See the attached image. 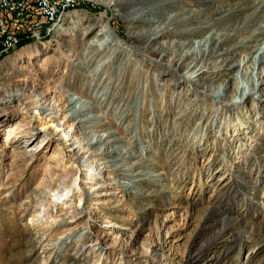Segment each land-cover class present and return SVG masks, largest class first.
Masks as SVG:
<instances>
[{"label": "rangeland", "instance_id": "obj_1", "mask_svg": "<svg viewBox=\"0 0 264 264\" xmlns=\"http://www.w3.org/2000/svg\"><path fill=\"white\" fill-rule=\"evenodd\" d=\"M76 2L49 33L41 29L42 39H26L28 44L0 58L7 59L0 64V264H264V181L234 180L217 149L220 134L240 116L238 111L229 118L215 115L218 105L212 97L219 98L215 89L224 76L205 83L212 95L207 97L180 81L184 66L175 72L151 60L152 50L141 45L133 49L123 17L110 6ZM155 3L147 5L156 9ZM259 4L178 0L159 6L173 27L197 23L198 18L179 20L175 13L181 9L200 12L199 19L211 22L204 32L166 34L159 40L176 42L181 50L190 40L192 45L204 42L211 29L232 33L240 27L236 34L223 35L219 46L245 43L258 27L264 29ZM223 9L230 14L217 20L216 12ZM68 14L82 19L71 21ZM98 17L101 21L91 32L80 34L81 27ZM106 23L112 27L106 34L109 45L91 58L88 45L101 37L98 32ZM61 26L70 28L58 37ZM257 42L264 46V34ZM160 49L172 63V49ZM27 77L40 91L62 85L46 101L55 114L47 115V110L42 115L10 95L7 90ZM244 77H239L242 82ZM64 93L82 95L99 107L68 118L60 100ZM90 114L97 117L86 124L104 126L84 134L77 129L78 120ZM217 120L220 130L214 127ZM109 132L115 139L105 148L118 147L112 157H122L108 163L104 155H90L83 143Z\"/></svg>", "mask_w": 264, "mask_h": 264}, {"label": "bare ground", "instance_id": "obj_2", "mask_svg": "<svg viewBox=\"0 0 264 264\" xmlns=\"http://www.w3.org/2000/svg\"><path fill=\"white\" fill-rule=\"evenodd\" d=\"M96 1H101L107 7L110 6L114 10V15L117 14L123 17L127 25V33L134 40L132 45L133 49L139 50L137 47H140L141 45L142 47L144 46L145 48L152 50L153 53H151V55H148L151 60L156 63L167 64V67H170L175 72L178 68V65L184 66V71H182L181 74L179 73V79H181L180 81L182 82L185 81L191 84L194 90L200 91L207 97H212L211 91L205 89V83L209 80H212L213 78L224 76L223 82L219 84L215 89V91L217 92L216 95L219 98L214 99L212 97V99L215 100L216 104L218 105V112H216L215 115L223 116L228 114L229 118L235 113V111H238L240 116H238V118L236 116V119L234 120L231 119V125L228 123L229 130H232L230 134H228V128H226V130L220 134L223 135V137L221 136L220 139L216 141L217 149L222 152L223 160L226 166L225 170L228 172L227 174H230V176H232L234 180L244 181V179L248 178L255 180L256 183L264 181V159L259 157L260 153L264 154V106L260 109V103L264 102V46L259 47L257 42L258 37L264 34V29L258 27L256 32L252 34V36H250L249 40H246L245 43L243 41H240V43L232 46L231 48H223L219 45L225 37L236 34L239 31L240 27L233 29L232 33H225V31L222 32L217 29H211V32L207 35L204 42L199 40L195 41L196 44L192 45V40H190L187 43H182L183 49L178 50L175 48V45H177L178 43H167L164 40H159V37L166 34L186 33L187 35H192L193 33L197 34L200 32H204L205 30H207V28L210 27V19H199L202 18V14L200 12H193L192 10L189 11L184 9L178 10L175 15L181 21L190 22V20L198 18L195 25H191L189 26V28L185 29L183 28L184 25L183 27H173L170 17H165L162 11L161 13L158 11L159 6L167 7L171 4H174L178 0ZM150 1H155V6H157L158 8L151 9L150 7H148L147 3ZM126 4L129 7H134L128 12L126 11ZM263 8L264 0H260V4L257 9L261 10ZM216 14L218 15L216 19L221 20L230 13L223 9L218 10ZM146 15H154L157 17V19L148 18ZM68 18L71 21H73L74 19H82L78 14L77 16H70V14H68ZM100 21V17L94 19L93 21H89L87 25L81 27L82 31L80 34H88ZM69 28L70 27L68 26H61L57 30V36H61L64 30H67ZM104 28H106L104 31L101 30V32H98L101 37H96L97 39L92 41L91 44L88 45V55H90L91 58H93L99 52V50H97L99 49V47L109 45L107 42L106 34L107 32H110L112 30V27L110 26V24L106 23ZM98 33H96L95 36H98ZM199 42L202 43L199 45ZM160 47L165 49H172L170 50L172 52V58H170L173 59L172 63L170 60L166 61L164 57L166 53L163 49H160ZM242 48L246 50L244 53H241L240 49ZM27 51L28 49L21 50V52L25 54H27ZM122 52L123 50L119 51L118 49V53ZM118 53H116L113 59L117 57ZM216 56L219 57V59L214 58ZM4 61L6 62L7 59L5 58L1 60L0 64ZM241 75L245 76L243 82L239 78L241 77ZM14 85H16V87L10 88L7 91L10 90V95L13 98L17 97L21 99L24 102L25 106H27V108H38V110H42L41 112H39L42 115L47 110H49V112H47V115L56 113L54 110H51L53 109V107H50V102L48 101L49 103H46V101L49 98L48 93H50L51 91H61L62 85H56L55 89H52L55 85L53 87L47 86L48 88L46 90L40 91L38 89V84L35 83V80L32 77L21 79L20 82ZM67 93H64V97L61 96L60 100L66 103L65 109H67L66 114L69 116L68 118L80 117L81 113L85 111L91 112L98 109L99 107L98 105H94V103L92 104L85 101V99H81L82 95L77 98L74 97L73 94ZM225 94L230 95L229 97H227ZM224 95L225 97H223ZM249 101H251V104L250 108L247 107V110L249 111L246 113L247 110L245 107ZM53 117L55 116L53 115ZM96 117L91 114L90 116H85L84 118L81 117L78 120L80 126H78L77 129H79V131H83L84 134L94 132L93 130L100 128L103 123H86L91 122L90 119ZM214 124V127H218V130H220V128L222 129V122H218L217 120ZM56 126H59V122ZM77 129L76 131H78ZM114 135L111 132H109L107 135L97 134V136L95 135V138L90 137L84 140L83 145H85V147H88L87 152L90 151V155H104L106 160L103 162H113L115 158L122 157V155H120L119 157H112L113 153H118V147L113 146L109 149L105 148V144L113 142V140L115 139ZM99 144H102V146H99L97 149H92L93 145ZM197 150L198 152H203L204 148H199ZM108 166L112 167L111 164H108ZM246 168H250V170L246 175H241L244 173V170ZM99 171L101 170L99 169ZM92 172H95L96 174V171ZM90 178L91 176L87 175V178L85 179L90 182ZM112 183H118V181L114 180Z\"/></svg>", "mask_w": 264, "mask_h": 264}, {"label": "built area", "instance_id": "obj_3", "mask_svg": "<svg viewBox=\"0 0 264 264\" xmlns=\"http://www.w3.org/2000/svg\"><path fill=\"white\" fill-rule=\"evenodd\" d=\"M76 0H0V58L26 39H42Z\"/></svg>", "mask_w": 264, "mask_h": 264}, {"label": "trees", "instance_id": "obj_4", "mask_svg": "<svg viewBox=\"0 0 264 264\" xmlns=\"http://www.w3.org/2000/svg\"><path fill=\"white\" fill-rule=\"evenodd\" d=\"M81 6L84 7V8H86V9H88V10H89V9L92 10V8H91V6L89 5V3H88V4H87V3H81ZM29 41H30V40H23L22 42H20V44H19L18 47H21V46H23L24 44H28Z\"/></svg>", "mask_w": 264, "mask_h": 264}]
</instances>
